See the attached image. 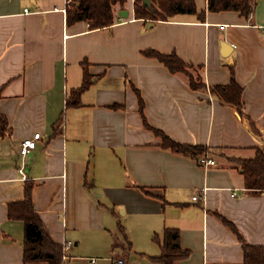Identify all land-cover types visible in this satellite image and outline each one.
Here are the masks:
<instances>
[{"label":"crops","instance_id":"0c3cea01","mask_svg":"<svg viewBox=\"0 0 264 264\" xmlns=\"http://www.w3.org/2000/svg\"><path fill=\"white\" fill-rule=\"evenodd\" d=\"M196 1L206 10V0ZM115 9L127 17L91 30L67 24L66 0H0V113L10 129L0 137V264H24V223L8 218V205L24 198L27 180L52 239L72 242L64 264H159L153 237L165 229L179 231L187 252L177 264H242V244L218 215L264 246V192L245 188L235 161L264 148V0L247 18L185 14L152 27L135 18L132 0ZM221 40L232 60L221 56ZM147 49L202 65L206 88L192 89ZM86 71L90 86L67 107ZM233 79L243 87V114L209 90ZM135 89L152 127L209 147L216 164L163 148L143 125ZM35 133L43 139L23 156Z\"/></svg>","mask_w":264,"mask_h":264},{"label":"trees","instance_id":"16d2710c","mask_svg":"<svg viewBox=\"0 0 264 264\" xmlns=\"http://www.w3.org/2000/svg\"><path fill=\"white\" fill-rule=\"evenodd\" d=\"M127 0H68L66 5L67 24L74 25L77 22H87L91 30L111 27L117 21L116 6L123 9ZM258 0H206V10H199L196 0H150V4L144 0L134 2V16L136 19L148 23L168 21L179 14L193 15L200 22H204L207 12H237L241 16L249 17ZM147 57L155 58L162 63L172 74H183L187 77L189 85L194 90L206 88L203 78L202 65H194L184 61L176 52L163 54L153 49L143 51ZM90 76L85 72L82 85L71 91L66 101L67 107L80 104V95L90 86ZM139 99V111L143 125L153 131L163 140L162 147L174 152L199 157L211 149L199 145H185L172 140L163 131L152 127L144 115V102L137 89ZM210 92L218 97L221 102L237 108L243 114V87L234 79L226 85L215 84L209 86ZM119 104H113L111 108L118 109ZM9 122L0 113V137L8 135ZM241 170L245 188L251 193L264 192V148L256 149V154L250 159H235ZM93 185V184H92ZM34 183L26 181L24 198L8 205V218L21 220L24 223L23 237V262L24 264H64L65 247L55 242L47 230L42 218L36 211L33 201ZM221 222L228 227L242 244L244 260L242 264H264V246L251 245L246 242L243 235L234 223L218 215ZM120 231L126 239V233L121 225ZM153 240L161 246L162 253L152 259L159 264H177L187 252L180 245V236L177 229H165L161 235L156 234Z\"/></svg>","mask_w":264,"mask_h":264},{"label":"built area","instance_id":"2783aa9c","mask_svg":"<svg viewBox=\"0 0 264 264\" xmlns=\"http://www.w3.org/2000/svg\"><path fill=\"white\" fill-rule=\"evenodd\" d=\"M136 0H132V2H135ZM68 0H66V5H67ZM26 12H28V9L25 10ZM119 20H123V17L120 16ZM43 137L41 136V133H35V135L32 138H27L24 139L22 142V148H21V152L23 154V156H26L28 153H30L33 149H35L37 141L38 140H42ZM198 162L201 166L207 167V166H211V165H215L216 161L212 158H210L207 154H203L201 156H199L198 158ZM201 197L197 194L193 197V200H197L200 201ZM72 242H67L65 243L63 246L67 247L68 245H71ZM63 260H65V256L63 258ZM96 260L93 259V262H95ZM113 264H128V262L126 261L125 258L123 257H118Z\"/></svg>","mask_w":264,"mask_h":264},{"label":"water","instance_id":"95a60500","mask_svg":"<svg viewBox=\"0 0 264 264\" xmlns=\"http://www.w3.org/2000/svg\"><path fill=\"white\" fill-rule=\"evenodd\" d=\"M144 3L150 4V0H144ZM119 15L121 17H127L128 13H127V11L123 10V11L119 12ZM152 26H153V23H148V27H152ZM219 45H220V54H221V56L224 57V58H229L230 60H232L231 57H230L231 53H232V50H233L232 46L227 41H224V40H221L219 42Z\"/></svg>","mask_w":264,"mask_h":264},{"label":"rangeland","instance_id":"374dc122","mask_svg":"<svg viewBox=\"0 0 264 264\" xmlns=\"http://www.w3.org/2000/svg\"><path fill=\"white\" fill-rule=\"evenodd\" d=\"M131 1V0H130ZM197 2V1H196ZM198 4V3H197ZM180 16H183V15H185V14H179ZM119 214H121L122 215V213H121V211H119ZM118 235H119V233H117Z\"/></svg>","mask_w":264,"mask_h":264}]
</instances>
